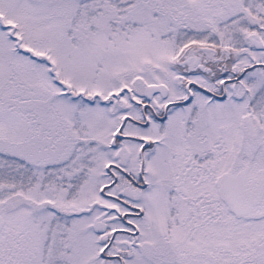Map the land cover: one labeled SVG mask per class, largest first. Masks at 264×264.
Here are the masks:
<instances>
[{"label":"snow or ice","instance_id":"6c2138e0","mask_svg":"<svg viewBox=\"0 0 264 264\" xmlns=\"http://www.w3.org/2000/svg\"><path fill=\"white\" fill-rule=\"evenodd\" d=\"M0 264H264V0H0Z\"/></svg>","mask_w":264,"mask_h":264}]
</instances>
